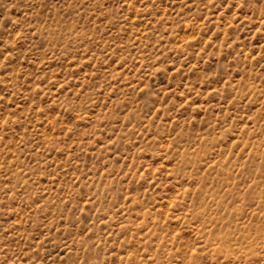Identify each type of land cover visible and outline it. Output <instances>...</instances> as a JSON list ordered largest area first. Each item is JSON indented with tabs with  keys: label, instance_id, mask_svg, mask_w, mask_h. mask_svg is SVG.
I'll use <instances>...</instances> for the list:
<instances>
[{
	"label": "rangeland",
	"instance_id": "rangeland-1",
	"mask_svg": "<svg viewBox=\"0 0 264 264\" xmlns=\"http://www.w3.org/2000/svg\"><path fill=\"white\" fill-rule=\"evenodd\" d=\"M0 264H264V0H0Z\"/></svg>",
	"mask_w": 264,
	"mask_h": 264
}]
</instances>
